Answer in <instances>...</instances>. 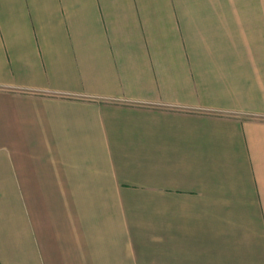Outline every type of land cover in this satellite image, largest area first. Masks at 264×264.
<instances>
[{
	"label": "crops",
	"instance_id": "crops-1",
	"mask_svg": "<svg viewBox=\"0 0 264 264\" xmlns=\"http://www.w3.org/2000/svg\"><path fill=\"white\" fill-rule=\"evenodd\" d=\"M0 264H264V0H0Z\"/></svg>",
	"mask_w": 264,
	"mask_h": 264
}]
</instances>
